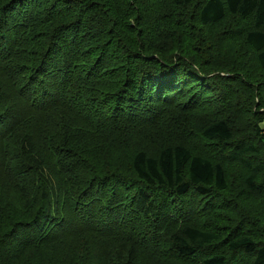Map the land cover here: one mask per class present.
Masks as SVG:
<instances>
[{"label": "trees", "instance_id": "trees-1", "mask_svg": "<svg viewBox=\"0 0 264 264\" xmlns=\"http://www.w3.org/2000/svg\"><path fill=\"white\" fill-rule=\"evenodd\" d=\"M255 68L264 71V0H0V264H136L135 251L155 254L171 227L159 242L178 260L264 264V228L251 233L259 214L221 235L194 224L206 213L197 198H209L210 216L224 210L211 202L227 190L228 164L244 175L236 198L264 204ZM246 88L254 100L239 115ZM130 131L142 145L102 162ZM61 200L72 205L59 222ZM46 250L48 261L29 258Z\"/></svg>", "mask_w": 264, "mask_h": 264}, {"label": "rangeland", "instance_id": "rangeland-1", "mask_svg": "<svg viewBox=\"0 0 264 264\" xmlns=\"http://www.w3.org/2000/svg\"><path fill=\"white\" fill-rule=\"evenodd\" d=\"M225 23L218 25L217 27L211 28V34L216 37L219 35L220 32H222L225 27H223ZM221 76L223 73H219ZM258 77L259 79H264V71L260 69H254L251 74V80H254L255 77ZM243 82V81H242ZM244 83V82H243ZM248 83V82H245ZM196 87L199 90H203V86L200 82H196ZM218 92L213 95V99L218 96ZM244 94V99L242 100L239 97V93L237 92L235 96V102L238 103V111L239 115H245V111L251 106L252 101L254 100V94L252 89L246 88L243 90ZM246 99V100H245ZM238 101V102H237ZM257 101V100H256ZM207 115V114H205ZM197 122H191L194 124L195 128L197 125H203V122H201L200 116L196 117ZM180 133V131H179ZM143 133L141 131H130L129 135L127 136L126 140L127 142H116L112 143L111 146H107L104 148L106 157L102 162L108 161L107 158L109 156L113 155H119L123 156L126 153H132L137 146L142 145L140 142L144 141L143 138ZM191 139L195 140L196 138V131L194 133H186ZM165 139L159 138L157 139V142L155 145L161 144L164 142ZM167 141V140H165ZM104 153V152H103ZM120 158V157H119ZM104 164V163H103ZM80 165V164H79ZM113 168L112 166H110ZM100 169H102V166H100ZM227 172H228V185H227V190L223 193L220 194V196H216L214 200H212L211 204L215 206H221L224 207V210L221 212H216L213 216H210V210L208 207L205 206L209 198H197V200H194V209L195 213H201L203 210L206 211L205 214H197L194 219V224L196 226H199L203 230L207 231H212L218 235L224 234L225 228L227 226H232L233 225V220L237 218L238 215H243L245 216L246 214L251 218L249 221L250 224L248 226L253 227L255 226V221L258 219L257 214H259V222L258 224L251 230V233L255 235L257 238L262 237V231L264 228V204H261L258 202L257 199H253V203H250L244 197L242 198H236V195L241 191L242 189V184H243V172L241 171V167H239L236 164H228L227 167ZM243 175V176H242ZM3 202L8 203V200H11L12 202H15L17 197L15 195H10V194H5L3 195ZM221 201V203H220ZM238 203V204H237ZM71 205L70 202L67 200L65 201H59V202H54L53 203V211L55 213V217L57 215H60V218L57 220L61 222L63 220V215L68 216L70 215L71 211ZM204 207V209H203ZM80 208L81 205H76V210L77 212L80 213ZM203 209V210H202ZM263 211V212H262ZM193 213V211H191ZM12 219V218H11ZM10 219V220H11ZM71 220H67V226L71 225ZM125 221V222H124ZM128 220H122L120 218L119 222L117 225H115V222H111L108 226V231H111V233H114L115 231L118 230L120 224H126ZM140 225L142 228L149 229V225H147L148 222H144L143 219L140 221ZM6 227L8 226V223H5ZM51 226V223L50 225ZM65 226V225H64ZM155 228H151V230L155 231ZM173 227L168 228V232L164 234L163 232L157 234V246L154 251L155 254H150L149 256H143L140 251L136 250L135 251V260L136 264H150V263H160V264H199L197 258H192L189 261L186 260H178L176 259L177 257L174 256L172 252L168 250V246L166 245L164 247V244L162 242L166 240L168 234L171 232ZM52 230H54V233H58L61 229L60 227H56V225L52 226ZM67 230H69V227H67ZM161 230V229H160ZM163 231V230H161ZM138 239H140V236H138ZM159 240H162V242H159ZM154 242L152 239L147 240L148 245H152ZM57 246V245H55ZM101 251L102 248L99 250V260L101 259ZM54 251L53 250H46L44 253L41 252H32V255L30 257H36L40 259L41 261H48L50 260V257L53 255ZM70 250L64 253V257H67L70 255ZM101 261V260H100ZM102 262V261H101ZM103 264V263H101Z\"/></svg>", "mask_w": 264, "mask_h": 264}]
</instances>
